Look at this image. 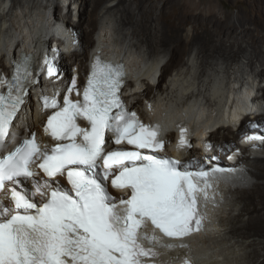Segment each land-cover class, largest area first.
Instances as JSON below:
<instances>
[{"label":"bare ground","instance_id":"bare-ground-1","mask_svg":"<svg viewBox=\"0 0 264 264\" xmlns=\"http://www.w3.org/2000/svg\"><path fill=\"white\" fill-rule=\"evenodd\" d=\"M106 1L110 2L105 5ZM217 1L0 0V68L8 70L7 57L14 49L60 38L65 28L80 35L81 49L64 56L63 63L76 64L82 71L91 51L124 60L130 72L129 88L134 91L128 95L134 101L132 108L143 110L147 97L156 111L168 115L166 129L181 117H189L197 125H223L211 138L220 144L216 155L227 163L230 154L223 146H232L243 156L241 164L233 167L240 168L236 179L217 178L206 198L208 230L180 242H163L146 228L144 236L160 245L180 248L192 255L196 264H238L244 252L245 264H264V260L260 262L264 258V230L259 232L258 228L264 225V182L255 179L264 176V140L260 146L240 149V141L257 144L258 138L249 139L245 132L235 133L225 125L247 108L264 111V0H246L247 10L236 16L221 12ZM63 7L69 9V15L60 14ZM98 23L99 30L93 33ZM200 38L209 41L196 44ZM159 39H168L170 44L158 48ZM176 65L180 67L163 84H150L158 72L162 80ZM139 86L144 88L141 94ZM33 106L31 103L29 108ZM23 121L35 128L37 117L33 120L28 113ZM254 121L258 123L254 133L264 139V116L246 118L243 129ZM21 133L22 129L16 130L15 137ZM170 136L174 138V134ZM247 160L249 169L243 163ZM231 183L232 189H228Z\"/></svg>","mask_w":264,"mask_h":264},{"label":"rangeland","instance_id":"rangeland-1","mask_svg":"<svg viewBox=\"0 0 264 264\" xmlns=\"http://www.w3.org/2000/svg\"><path fill=\"white\" fill-rule=\"evenodd\" d=\"M74 1L75 0H72V2L74 3ZM81 2V1H80ZM110 1H106L105 2V5L107 4V3H109ZM68 5H69V3H68ZM80 5V4H79ZM217 5H218V8L221 10V12H226V11H230L231 12V14L233 15V16H236L239 12H245L246 10H247V1L246 0H218L217 1ZM71 9L73 10V9H75V6H72L71 7ZM69 13V9L68 8H66V9H64V7L62 8V13L60 12V14H62V16H65L66 14H68ZM64 14V15H63ZM69 15V14H68ZM86 26L87 25H84V28H86ZM99 27H100V24L98 23V24H95V26H94V28H93V30H92V32L93 33H96V32H98V30H99ZM92 33V34H93ZM94 35V34H93ZM93 41V40H92ZM204 41L205 40H202V38H200V39H197L195 42H196V44H199V43H201V42H203L204 43ZM209 41V40H208ZM208 41L206 40L205 41V45H206V43H208ZM168 44H170L169 43V40L167 39V40H161V39H159V40H157L156 41V47H158V48H160V47H162V48H164L165 46H167ZM91 45H92V43H91ZM164 46V47H163ZM210 48V47H209ZM208 51H209V53H211L212 51H211V48L210 49H208ZM167 61H169V58H167L166 59V61L165 62H167ZM180 67V65H176V66H172V69L170 70V71H168L163 77H162V80H161V83L163 84L166 80H167V78L170 76V74H171V72L173 71V70H175V69H178ZM264 84V83H263ZM261 95V94H260ZM258 124V123H257ZM234 139H236V138H233L232 140H234ZM238 139V138H237ZM236 139V140H237ZM236 140H234V141H236ZM245 160V159H244ZM248 160H253V159H248ZM248 160L245 162H243L244 163V166H247V168L249 169V166H248V164L249 163H247L248 162ZM240 164H241V162H240ZM262 178V179H261ZM255 179L257 180L256 182H258V181H262V182H264V176L262 175H260V179L258 180V178H256L255 177ZM250 182H252V183H254V181L253 180H251ZM239 208L240 207H237V213H238V210H239ZM248 217H246L245 218V220L247 219ZM259 232H260V230H264V225H260L259 227ZM247 252V251H246ZM248 252H249V250H248ZM246 253L244 252L243 254H242V256L241 257H239V262L240 263H238V264H245V262H246ZM264 260V258H260V262H262ZM234 264H236V263H234Z\"/></svg>","mask_w":264,"mask_h":264}]
</instances>
